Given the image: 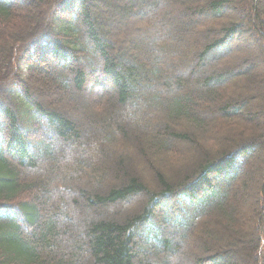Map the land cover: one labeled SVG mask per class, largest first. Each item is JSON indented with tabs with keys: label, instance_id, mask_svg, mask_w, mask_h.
Returning a JSON list of instances; mask_svg holds the SVG:
<instances>
[{
	"label": "trees",
	"instance_id": "1",
	"mask_svg": "<svg viewBox=\"0 0 264 264\" xmlns=\"http://www.w3.org/2000/svg\"><path fill=\"white\" fill-rule=\"evenodd\" d=\"M188 244L264 264V0H0V264Z\"/></svg>",
	"mask_w": 264,
	"mask_h": 264
},
{
	"label": "rangeland",
	"instance_id": "2",
	"mask_svg": "<svg viewBox=\"0 0 264 264\" xmlns=\"http://www.w3.org/2000/svg\"><path fill=\"white\" fill-rule=\"evenodd\" d=\"M149 13H154L155 12V10H153V9H150L149 11H148ZM97 92H100V91H97ZM70 142H71V144H74V141L73 140H69ZM82 143H86V145L88 144L89 146H92V148L94 149V150H96V147H98V143H96V141L95 140H93L92 138H90V137H88L84 142H82ZM81 142H80V144H82ZM87 145V146H88ZM61 146V145H60ZM62 147V146H61ZM121 151H123V153H125V154H129L130 153V151H132L131 149H130V147L129 146H127V147H125V148H123ZM238 188H241V186L239 185L238 186ZM248 192H249V194H253V188H251V189H249L248 191H246V193L248 194ZM137 198V197H136ZM140 199H142L140 196L136 199V201H139ZM127 202V201H126ZM131 202H133V201H131ZM128 203V202H127ZM76 221H77V219H76ZM76 221H75V219L73 220L72 218H71V222H73L74 224L76 223ZM76 226V225H75ZM194 253H197L195 250H193V248H190V246H189V244L187 245V246H183V252H181V253H176V254H173L171 257H169V260H170V263L171 264H179V262H182V258H186V260H187V262L185 263V264H191V258H192V256H193V254ZM184 254V255H183Z\"/></svg>",
	"mask_w": 264,
	"mask_h": 264
}]
</instances>
